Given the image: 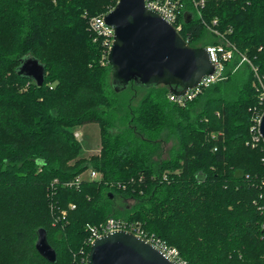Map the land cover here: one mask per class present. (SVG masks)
<instances>
[{
  "label": "trees",
  "instance_id": "obj_1",
  "mask_svg": "<svg viewBox=\"0 0 264 264\" xmlns=\"http://www.w3.org/2000/svg\"><path fill=\"white\" fill-rule=\"evenodd\" d=\"M116 2L0 0V264H86L90 228L107 219L185 264H264V143L252 130L264 113V0H181L191 47L236 50L224 79L184 106L166 86L113 84L88 19ZM26 59L43 66L41 87L18 75ZM89 124L100 149L84 158L75 133ZM39 229L54 263L35 250Z\"/></svg>",
  "mask_w": 264,
  "mask_h": 264
},
{
  "label": "water",
  "instance_id": "obj_2",
  "mask_svg": "<svg viewBox=\"0 0 264 264\" xmlns=\"http://www.w3.org/2000/svg\"><path fill=\"white\" fill-rule=\"evenodd\" d=\"M146 0H118L104 16L113 29L107 62L113 84L125 89L130 82L144 87L166 86L181 97L197 88L215 68L204 47H191L176 28L145 5ZM188 22V15H185ZM18 75L33 79L38 87L44 69L37 60L22 62ZM264 143V113L259 124ZM36 252L50 263L56 254L48 245L44 229L37 231ZM86 264H179L153 242L126 231L107 233L93 241Z\"/></svg>",
  "mask_w": 264,
  "mask_h": 264
},
{
  "label": "built area",
  "instance_id": "obj_3",
  "mask_svg": "<svg viewBox=\"0 0 264 264\" xmlns=\"http://www.w3.org/2000/svg\"><path fill=\"white\" fill-rule=\"evenodd\" d=\"M53 1L55 2L56 0ZM191 1L196 9L198 7L203 6L204 4V0H199V1L191 0ZM145 5L149 10L155 12L161 18L172 24L176 28V30H178L179 32L181 31V24L179 22V18L184 10V4L181 2V0H146ZM105 15L106 14L97 15L88 19L89 29L93 31L97 35V37L102 39V44L105 47L106 54L105 56H103V60L104 58L107 60L108 52L113 43V29L105 23L104 21ZM215 23L216 21H213V24ZM208 30L214 35L220 36L215 30H212L211 28H208ZM204 48L206 49L209 55L211 63L214 65L215 68L214 73L210 76L204 77L197 88L187 91L181 97H177L168 93L167 98L172 104L178 106H184L187 102L192 101L199 93H201L203 89L209 87L211 84H214L224 79L223 73L225 70V63L229 62L232 59L234 53L236 52L235 48L231 46L229 43H226L225 45L222 44L215 46L209 45ZM243 62L249 63L245 57H241L240 64ZM102 64H104V62ZM258 80H259L258 86L257 85L254 86L259 91L260 99L263 101L264 87L261 84L259 78ZM262 115L255 119L257 126H255V128L252 129L256 132V135L253 138L254 142H257L258 140H262L259 135V124ZM261 161L264 164V158ZM86 177H88L90 180H98L100 178V175L95 171H88V175H86ZM80 180H82V177L79 176L78 178L75 179V182L78 183L80 182ZM262 185L264 186V180L262 182ZM260 210L264 214V204L260 206ZM261 229L264 231V222L261 225ZM117 231L130 232L134 236L144 238L143 232L138 226L126 224L121 220L107 219L104 223L99 225V227L90 228V232H91L90 245L93 243L95 239L107 233H112ZM154 244H156L159 248L165 251L169 256L177 260L179 264H185L184 262L179 261L178 253L175 249L168 248L159 242H156Z\"/></svg>",
  "mask_w": 264,
  "mask_h": 264
},
{
  "label": "rangeland",
  "instance_id": "obj_4",
  "mask_svg": "<svg viewBox=\"0 0 264 264\" xmlns=\"http://www.w3.org/2000/svg\"><path fill=\"white\" fill-rule=\"evenodd\" d=\"M75 137L80 141L82 145V148H83L82 156L84 158H88L99 152L100 142H99V129L97 125L89 124V125L80 127L76 131ZM170 146L171 144L168 143L167 146H165V150L167 151V149H169Z\"/></svg>",
  "mask_w": 264,
  "mask_h": 264
}]
</instances>
